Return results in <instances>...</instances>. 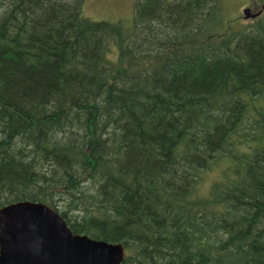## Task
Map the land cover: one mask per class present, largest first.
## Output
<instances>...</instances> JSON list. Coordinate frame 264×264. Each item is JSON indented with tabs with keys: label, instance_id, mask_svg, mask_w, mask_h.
<instances>
[{
	"label": "trees",
	"instance_id": "obj_1",
	"mask_svg": "<svg viewBox=\"0 0 264 264\" xmlns=\"http://www.w3.org/2000/svg\"><path fill=\"white\" fill-rule=\"evenodd\" d=\"M84 1L0 0V208L46 204L121 264H264V20L137 0L125 25Z\"/></svg>",
	"mask_w": 264,
	"mask_h": 264
},
{
	"label": "water",
	"instance_id": "obj_2",
	"mask_svg": "<svg viewBox=\"0 0 264 264\" xmlns=\"http://www.w3.org/2000/svg\"><path fill=\"white\" fill-rule=\"evenodd\" d=\"M259 13L243 10L245 19ZM122 244L74 234L49 206L21 201L0 208V264H121Z\"/></svg>",
	"mask_w": 264,
	"mask_h": 264
},
{
	"label": "rangeland",
	"instance_id": "obj_3",
	"mask_svg": "<svg viewBox=\"0 0 264 264\" xmlns=\"http://www.w3.org/2000/svg\"><path fill=\"white\" fill-rule=\"evenodd\" d=\"M137 0H86L82 5V15L94 21L116 22L125 25L132 23L135 2ZM250 9L251 14L261 13L256 19H245L244 9ZM222 15L229 25L245 26L264 20V0H222ZM115 56L110 54V59ZM224 164L217 163L208 171L200 173L198 194L206 195L211 185L221 177Z\"/></svg>",
	"mask_w": 264,
	"mask_h": 264
}]
</instances>
